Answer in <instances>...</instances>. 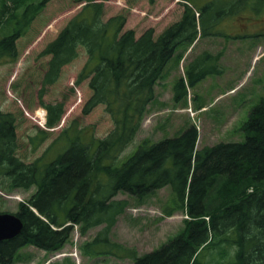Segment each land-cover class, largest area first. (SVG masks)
<instances>
[{
	"label": "trees",
	"instance_id": "16d2710c",
	"mask_svg": "<svg viewBox=\"0 0 264 264\" xmlns=\"http://www.w3.org/2000/svg\"><path fill=\"white\" fill-rule=\"evenodd\" d=\"M50 1L0 0V63L17 59V41ZM68 1L85 5L39 54L46 60L37 92L41 112L36 113L44 128L36 127L39 134L30 137L31 151L60 123L65 100L48 103L43 97L80 53L85 61L74 83L85 82L89 92L80 114L84 118L102 107L111 125L104 136L95 137L94 125L73 119L38 157L25 162L17 154V118L0 107V190L34 189L17 207L20 233L0 241V264H13L16 252L28 246L58 252L74 228L84 237L98 226L102 228L95 237L80 245L82 255H110L131 264H264V99L243 123L242 142L197 149L198 132L190 125L177 136L140 143L121 157L140 130L154 87L177 49H187L210 32L219 35L213 33L217 22L242 9L230 4L226 10L228 1L196 7L193 0H178L182 12L177 20L159 33L148 27L136 36L133 28H124L126 14L103 18L108 0ZM216 62L206 52L195 58L185 71L189 80L180 77L173 85L174 101L211 73L207 66ZM57 142L63 145L49 158ZM164 187L171 190L173 202L165 216L176 211L187 216L181 231L142 255L112 242L110 229L128 208L117 194L140 199Z\"/></svg>",
	"mask_w": 264,
	"mask_h": 264
},
{
	"label": "rangeland",
	"instance_id": "374dc122",
	"mask_svg": "<svg viewBox=\"0 0 264 264\" xmlns=\"http://www.w3.org/2000/svg\"><path fill=\"white\" fill-rule=\"evenodd\" d=\"M209 1L215 5L228 1L226 7L233 4V8L242 10L224 17L214 26L213 33L219 35L212 36L210 32L197 38L187 49H177V55L169 60L155 86V96L146 106L140 130L121 157L127 156L140 143L150 144L177 136L190 125H195L198 130L197 149L219 142L244 141L242 125L249 112L264 99V36L251 33L259 29L257 20H264V0H240V3H236V0L192 2L199 7ZM84 5H71L68 0L50 1L29 32L17 41V59H3L0 63V107L3 112H12L17 118V154L25 162L38 157L73 119H78L83 125H94L95 137L104 136L110 128V121L102 107L84 118L80 114L81 105L89 93L85 82L78 86L74 83L85 61V56L80 53L75 61L63 68L59 81L49 87L43 97L44 102L48 103L65 100L64 115L58 126L50 130V137L35 151H31L33 144L30 137L39 134L35 133L36 127L44 128L40 114L36 113L41 112L37 92L42 65L46 60L39 54ZM181 12L182 6L177 0H108L104 2L103 18L126 14L124 28H133L138 36L148 27L159 33L177 20ZM240 16L245 19H240ZM203 52L215 57L216 65L209 64L207 70L211 73L193 87L187 86L186 95L175 103V81L181 76L184 81L189 80L184 74L185 67ZM191 75L195 76L196 70ZM86 130L90 132V129ZM62 145L55 143L48 157H52ZM33 190H0V211L16 212L18 203L26 201ZM115 198L127 200L128 208L110 229V240L134 248L139 255L157 249L176 236L185 223L183 211L165 216V212L173 207L168 187L140 199L125 193H118ZM101 228L98 226L89 230L84 237H80L74 228L70 239L58 253L44 252L32 246L20 249L13 264H131L129 259L110 255L90 258L81 254L80 245L92 240ZM214 257L216 259V255Z\"/></svg>",
	"mask_w": 264,
	"mask_h": 264
},
{
	"label": "water",
	"instance_id": "95a60500",
	"mask_svg": "<svg viewBox=\"0 0 264 264\" xmlns=\"http://www.w3.org/2000/svg\"><path fill=\"white\" fill-rule=\"evenodd\" d=\"M21 220L11 213H0V240L18 235L22 229Z\"/></svg>",
	"mask_w": 264,
	"mask_h": 264
},
{
	"label": "flooded vegetation",
	"instance_id": "af4514ba",
	"mask_svg": "<svg viewBox=\"0 0 264 264\" xmlns=\"http://www.w3.org/2000/svg\"><path fill=\"white\" fill-rule=\"evenodd\" d=\"M240 19H245V17L240 16ZM257 22L258 23H256V25L259 26V29L252 31V33H254L255 35L264 34V23H263L264 20H263V18H260L259 20H257ZM248 24L250 25L253 23H248Z\"/></svg>",
	"mask_w": 264,
	"mask_h": 264
},
{
	"label": "bare ground",
	"instance_id": "6f19581e",
	"mask_svg": "<svg viewBox=\"0 0 264 264\" xmlns=\"http://www.w3.org/2000/svg\"><path fill=\"white\" fill-rule=\"evenodd\" d=\"M72 254V253H71Z\"/></svg>",
	"mask_w": 264,
	"mask_h": 264
}]
</instances>
